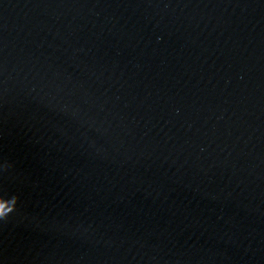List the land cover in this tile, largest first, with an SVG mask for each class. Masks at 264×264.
Instances as JSON below:
<instances>
[{"label":"water","instance_id":"obj_1","mask_svg":"<svg viewBox=\"0 0 264 264\" xmlns=\"http://www.w3.org/2000/svg\"><path fill=\"white\" fill-rule=\"evenodd\" d=\"M155 0H0V264H122Z\"/></svg>","mask_w":264,"mask_h":264}]
</instances>
